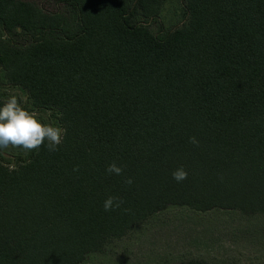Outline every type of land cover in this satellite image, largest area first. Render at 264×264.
<instances>
[{
	"label": "trees",
	"instance_id": "trees-1",
	"mask_svg": "<svg viewBox=\"0 0 264 264\" xmlns=\"http://www.w3.org/2000/svg\"><path fill=\"white\" fill-rule=\"evenodd\" d=\"M47 1L0 0V83L66 130L0 159V264H82L169 207L264 214V0H187L164 38L159 0Z\"/></svg>",
	"mask_w": 264,
	"mask_h": 264
},
{
	"label": "rangeland",
	"instance_id": "rangeland-1",
	"mask_svg": "<svg viewBox=\"0 0 264 264\" xmlns=\"http://www.w3.org/2000/svg\"><path fill=\"white\" fill-rule=\"evenodd\" d=\"M31 1L41 8H53L47 0ZM159 1V20L149 28L164 38L186 25L187 0ZM13 95L42 123L59 127L49 112L30 108L22 89L0 83V101L4 103ZM26 153L8 148L0 150V159L13 166L16 158ZM190 259L209 264H264V214L249 217L230 210L199 212L189 207H169L113 241L104 252L87 255L82 264H175Z\"/></svg>",
	"mask_w": 264,
	"mask_h": 264
},
{
	"label": "clouds",
	"instance_id": "clouds-1",
	"mask_svg": "<svg viewBox=\"0 0 264 264\" xmlns=\"http://www.w3.org/2000/svg\"><path fill=\"white\" fill-rule=\"evenodd\" d=\"M66 130L53 127L51 124L42 123L34 112L22 107L16 96L8 97L0 106V150L12 148L23 152H32L45 146L49 152L59 151L63 143ZM189 142L199 144L195 137H190ZM73 171H79L78 166ZM109 175H122L123 168L112 162L106 168ZM187 172L180 167L172 172V178L181 183L187 179ZM126 184L131 185L133 180L128 178ZM123 201L119 197L109 196L103 203L105 212L115 211L121 207Z\"/></svg>",
	"mask_w": 264,
	"mask_h": 264
}]
</instances>
